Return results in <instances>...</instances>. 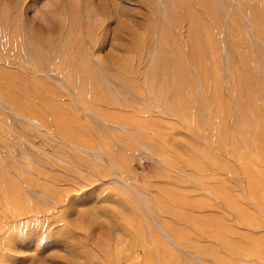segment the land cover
<instances>
[{
    "label": "rangeland",
    "instance_id": "374dc122",
    "mask_svg": "<svg viewBox=\"0 0 264 264\" xmlns=\"http://www.w3.org/2000/svg\"><path fill=\"white\" fill-rule=\"evenodd\" d=\"M0 264H264V0H0Z\"/></svg>",
    "mask_w": 264,
    "mask_h": 264
},
{
    "label": "bare ground",
    "instance_id": "6f19581e",
    "mask_svg": "<svg viewBox=\"0 0 264 264\" xmlns=\"http://www.w3.org/2000/svg\"><path fill=\"white\" fill-rule=\"evenodd\" d=\"M164 260V259H163Z\"/></svg>",
    "mask_w": 264,
    "mask_h": 264
}]
</instances>
